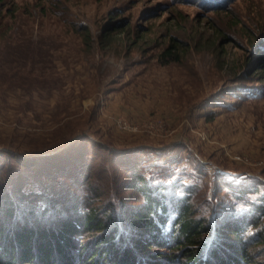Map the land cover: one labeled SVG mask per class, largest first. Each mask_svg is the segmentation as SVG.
Listing matches in <instances>:
<instances>
[{"label": "rangeland", "instance_id": "obj_1", "mask_svg": "<svg viewBox=\"0 0 264 264\" xmlns=\"http://www.w3.org/2000/svg\"><path fill=\"white\" fill-rule=\"evenodd\" d=\"M136 163L216 227L264 194V0H2L0 181L90 167L121 211Z\"/></svg>", "mask_w": 264, "mask_h": 264}, {"label": "trees", "instance_id": "obj_2", "mask_svg": "<svg viewBox=\"0 0 264 264\" xmlns=\"http://www.w3.org/2000/svg\"><path fill=\"white\" fill-rule=\"evenodd\" d=\"M174 48L169 44L162 56H173ZM136 164L115 186L138 193V205L122 213L117 209L123 205L104 200L103 179L90 167L70 174L40 166L33 170L35 183L24 177L0 181V264H264V194L245 201L250 211L231 212L216 227L204 214L195 215L189 185H182L184 196L167 200L165 186L154 183L171 181L168 174H150ZM61 181L73 192L45 193ZM237 193L242 201L251 192ZM120 201L126 204V198Z\"/></svg>", "mask_w": 264, "mask_h": 264}, {"label": "built area", "instance_id": "obj_3", "mask_svg": "<svg viewBox=\"0 0 264 264\" xmlns=\"http://www.w3.org/2000/svg\"><path fill=\"white\" fill-rule=\"evenodd\" d=\"M127 122H125L124 120H122V125L125 127V128H130L131 130H135L136 127L135 126H130L129 124H126Z\"/></svg>", "mask_w": 264, "mask_h": 264}]
</instances>
